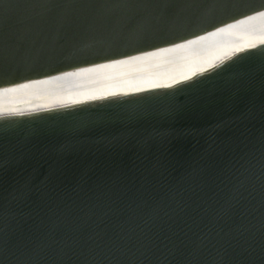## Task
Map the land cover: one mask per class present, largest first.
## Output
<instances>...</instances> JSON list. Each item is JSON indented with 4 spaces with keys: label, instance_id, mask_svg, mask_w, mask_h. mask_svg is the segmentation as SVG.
Returning <instances> with one entry per match:
<instances>
[{
    "label": "water",
    "instance_id": "water-1",
    "mask_svg": "<svg viewBox=\"0 0 264 264\" xmlns=\"http://www.w3.org/2000/svg\"><path fill=\"white\" fill-rule=\"evenodd\" d=\"M0 264H264V0H0Z\"/></svg>",
    "mask_w": 264,
    "mask_h": 264
}]
</instances>
